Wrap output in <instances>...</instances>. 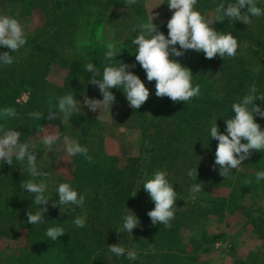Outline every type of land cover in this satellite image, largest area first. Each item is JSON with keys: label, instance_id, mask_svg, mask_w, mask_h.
I'll use <instances>...</instances> for the list:
<instances>
[{"label": "trees", "instance_id": "trees-1", "mask_svg": "<svg viewBox=\"0 0 264 264\" xmlns=\"http://www.w3.org/2000/svg\"><path fill=\"white\" fill-rule=\"evenodd\" d=\"M9 1L20 4L23 15H30L32 10L37 9L44 13L42 27L36 29L32 37H27L26 45L19 52L12 54L15 58L17 54L20 57L10 67L0 66V109L13 107L18 114L15 119H0V125L21 132V141L28 142L29 135L38 131L37 125L43 128L50 123L60 124L63 119L61 116L60 119L54 118L51 121H33L28 116L31 111H41L45 112L46 117L49 108L56 103L54 97L61 96L60 88L46 81L52 64L66 70L67 88L80 94L98 93L102 97L98 86L88 83L91 73L86 71L85 66L91 62L102 74L108 43L94 39L95 35L91 33L99 26L98 16L101 13L97 10L114 7L112 3L116 0ZM221 2L227 4L234 0H198L196 10L202 14L214 11L215 6ZM257 6L264 8V0H258ZM88 24L89 28L84 32ZM156 24L159 25L158 30L167 37V24ZM213 27L217 31L230 32L235 36L239 44L238 54L234 58L222 59L217 55L213 59H206L203 52L188 50L182 57H170L190 68L193 85L200 86L201 95L187 103H174L168 97H156L153 91L155 81H147L145 71L135 60L136 46L127 38H122L120 42H111L121 50L112 64H119L120 61L129 65L135 64V68L129 70L144 84L148 82L155 106L150 114L144 111L146 108H141L145 104L136 110L131 108L125 114L128 118L132 114L140 116L141 143L138 156L127 158L121 166L118 165L116 157L111 158L108 166H103L93 158L92 162H88L81 155L72 156V178H57L54 192L49 190V195L58 202L56 188L60 183H70L78 193L84 195L83 208L70 206L64 208L61 214L59 207L51 206L50 199L48 212L44 214L45 223H27V212L35 213L37 206L33 203V195L20 187L26 180L31 179L26 165L22 170L18 169L15 160L12 166L0 165V238L9 237L16 228L27 231L25 246L21 248L18 256L8 259L7 264H129L126 256L116 257L109 251V245L118 243L128 248L136 245L139 249L138 259L143 264H199L198 255L202 247L219 239L221 235H207L206 231H202L197 238L192 236L187 244L183 240V229L186 226L193 229L195 224L208 223L212 217L221 218L226 212L225 208L229 205L232 208L231 204L241 197L246 177L237 168L232 170L230 178L225 179L219 175V166L213 167L218 141L209 137L211 124L217 118L216 124L223 133L226 128L225 118L234 116L231 105L239 102L248 93L251 85H256L258 94H264V59L257 72H250L240 54L242 45L254 48L258 53L264 52V16L254 18L250 25L239 21L230 24L225 20L223 23L215 22ZM82 40L90 42L84 49L77 46ZM4 51L7 49L0 46V53ZM111 91L116 101L126 100L122 90ZM24 92L28 93V98L20 105L16 100ZM50 100L52 105L49 104ZM254 103L264 107V102L260 100ZM254 119L264 130V118L254 114ZM68 122L78 127L74 139L86 146L84 137L89 130L88 119L74 115ZM248 161L253 163L256 172L264 170V153L253 152L242 164ZM37 164L39 167L38 157ZM195 167L197 181L187 175V171ZM158 169L167 171V178L180 198L175 202L178 211L171 222L172 226L164 244L155 237L133 238L130 233L122 230L125 210L134 203L139 205L142 200L147 199L151 202L152 209L154 208V203L141 184L145 180V174L147 178H151ZM49 179L47 178V182L51 184ZM196 182L203 184V191L193 201L189 198V193ZM138 185L141 187L135 197H132ZM259 185L264 194V180ZM220 191L226 192V195H217ZM84 212H88L94 222H91L90 227L78 228L72 221ZM257 213L258 222L264 228V208H260ZM52 226L66 228L67 234L52 241L45 236L46 229ZM102 228H108L110 232L103 236L100 232ZM259 260V256L250 255L245 263L239 264H260Z\"/></svg>", "mask_w": 264, "mask_h": 264}, {"label": "clouds", "instance_id": "clouds-1", "mask_svg": "<svg viewBox=\"0 0 264 264\" xmlns=\"http://www.w3.org/2000/svg\"><path fill=\"white\" fill-rule=\"evenodd\" d=\"M138 0H124L125 5H136ZM198 0H168L167 6L174 10L171 18L167 21V37L158 30L159 25L153 23V19L159 18V13H152L146 22H139L135 25L134 31L139 30L132 44L136 45L135 60L146 73L147 81H155V95L158 98L168 97L172 102L187 103L193 98L201 95L199 84L192 83L193 74L187 66L182 65L179 60L170 57H182L188 50L197 53L203 52L206 59H213L217 55L220 58H234L238 53V40L230 32L217 31L212 25L215 22L223 23L225 20L232 24L233 21L242 22L245 25L253 23L254 18L264 16V8L257 6L258 0H234L225 4L221 2L215 6V16L209 19L206 15L196 10ZM157 7V6H156ZM246 9L242 12V10ZM27 43V35L22 24L15 18L0 14V46L7 49L0 53V66L10 67L15 63L13 53L19 52ZM177 45L179 48H177ZM121 52L114 43L107 44L104 54L105 66L102 74L100 69L93 63L86 64V71L91 73L88 83L98 86L103 99H92L84 96L83 105L80 100L74 97L73 92L63 96L54 97L55 105L45 112L31 111L28 116L33 121L47 119L49 121L62 116L69 120L74 115H81L82 107L86 106L90 111L96 112L101 107L108 110L115 104L116 97L111 89L122 90L128 105L132 109H139L150 96L149 89L144 82L129 69L135 68V64L129 65L120 61L119 64H112L117 60ZM100 76L101 78H97ZM256 100L264 102V94H258L255 84L251 85L248 93L239 102L231 105L234 116L225 118L226 128L222 133L214 118L209 137L218 141L215 150V162L213 167L219 166L218 172L222 177L230 178L232 170L241 166L242 162L248 159L253 152L264 153V130L261 129L254 119L255 116L264 118V107L255 104ZM52 105V100L49 101ZM17 111L13 107L0 109V119L5 121L17 118ZM99 118V116L97 117ZM38 134L43 128L36 126ZM22 133L12 128L0 125V165H13V161L26 165V171L31 179L20 185L21 189L33 195V203L37 206L35 213L27 212V223L31 225H42L45 223L44 214L48 212L49 200H52V207H59L62 214L63 209L76 206L83 208L85 197L78 193L70 183H60L56 188L58 202L49 195L47 178L49 173L41 171L37 164L35 145L21 141ZM59 137L49 132L42 138V144L49 152ZM65 151L69 156L81 155L88 162L92 157L88 154V148L79 143L78 140L65 136ZM188 177L197 181V167L187 171ZM168 173L165 170H156L151 178L142 182L143 190L148 194L154 203V208L147 213L153 225L162 224L171 228V222L175 219L178 211L176 201L180 199L173 185L168 180ZM256 182L264 180V170L255 174ZM251 183V181H246ZM138 185L132 197H135ZM203 191L202 183H193L190 188L189 198L195 201L197 194ZM43 206V207H41ZM128 209V208H127ZM87 214L77 216L72 223L78 228L86 226ZM140 226L138 217L128 209L123 216L122 230L132 233V230ZM119 233V232H117ZM67 230L61 226L48 227L45 236L52 241L58 240ZM109 251L116 257L126 256L129 261H136L138 252L135 247L128 248L121 243L108 246ZM153 252L155 251L153 247Z\"/></svg>", "mask_w": 264, "mask_h": 264}, {"label": "rangeland", "instance_id": "rangeland-1", "mask_svg": "<svg viewBox=\"0 0 264 264\" xmlns=\"http://www.w3.org/2000/svg\"><path fill=\"white\" fill-rule=\"evenodd\" d=\"M167 2L168 0H138L137 4L131 7L125 5L124 0H116L112 3L114 7L102 11L97 10L99 14L101 13V16H98L100 18L99 26L91 34L95 35L94 39L104 43L120 42L122 38H127L132 43V40L139 32L138 29L136 31L133 30L135 25L150 19L151 12L159 13V18L153 19V23L167 24L174 11L168 8ZM0 14L17 19L24 27L27 37H32L36 29L42 27L44 21V13L41 10H32L30 15H23L20 4L9 0H0ZM204 14L210 20L215 16L214 11H206ZM88 26L89 24L84 32L87 31ZM89 44V41L82 40L78 42L77 46L84 49ZM263 53H258L254 48L246 45H242L240 50V54L244 58L245 67L250 72H257L260 69L261 61L264 59ZM19 57L20 55L17 54L16 58L18 59ZM66 75V70L60 68L57 64H52L47 72L46 81L58 86L61 96L73 92L74 97L80 100L82 105L85 95L92 99H103V97H99L98 93L84 92L80 94V92L74 89L67 88L65 83ZM148 85L147 82L145 86L148 88ZM151 91L149 90V99L141 107L146 108L144 111L147 114H150L152 108L155 106ZM153 91H155V87ZM27 98L28 93L24 92L18 97L16 102L22 105L27 101ZM125 101L124 99L116 101L110 108V113L103 107L96 112H92L84 106L82 107L81 115H76L88 119L89 130L84 137L86 147L89 150L90 156L103 166H108L113 157L117 158L118 165L121 166L127 158L136 157L139 154L141 143L140 116L132 114L128 118L125 114L130 112L131 107ZM98 116L99 118H97ZM77 128L76 125L69 123L68 120L62 119L60 124H46L43 126V132L38 134V131H35L28 137V142L35 145L40 170L49 173L48 178H50L51 184L48 183V185L49 190H52V192H54V184H57V178L68 180L72 178V156H69L65 151L63 138L69 136L74 139L77 134ZM49 132H53L59 137L57 143L53 145L51 152L45 149L42 144L43 136ZM15 163L20 170L25 166L16 161ZM238 169L244 173V176L246 175L243 183L245 187L242 195H240L241 197L231 204L232 208H230V205L226 207V212L221 218L212 217L208 220V223L202 225L195 224L193 229H190V227L186 228L187 226L185 230L183 229V240L187 244L192 236L197 238L202 231H206L207 235H221L219 239L207 243L202 247V251L198 255L199 264L245 263L250 255L259 256L260 264L264 262V233L262 231L264 228L258 222L257 213L260 208H264L263 188L260 186L261 184L259 185L256 182V171L253 168L252 162L243 163ZM246 181H251V183H246ZM217 195H226V192L220 191ZM128 209L140 221V226L133 229L132 233H130L131 237H155L162 244L165 243L169 228L164 227L162 224L153 225L151 223V219L147 215L152 210L151 202L144 199L139 205L134 203ZM128 209L125 210V214L128 212ZM85 213L87 214L86 226L90 227L91 222H94L93 217L88 216V212ZM84 214L82 213L79 216ZM100 232L105 236L110 230L102 228ZM26 240L27 231L22 228H16L9 237L0 238V264H7L8 259L18 256L21 248L25 246ZM135 249L136 251L139 250L136 245ZM129 264L143 263L140 259H137L136 261H129Z\"/></svg>", "mask_w": 264, "mask_h": 264}]
</instances>
